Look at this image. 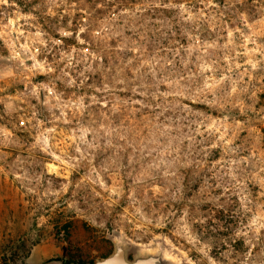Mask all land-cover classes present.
<instances>
[{
    "label": "rangeland",
    "instance_id": "rangeland-1",
    "mask_svg": "<svg viewBox=\"0 0 264 264\" xmlns=\"http://www.w3.org/2000/svg\"><path fill=\"white\" fill-rule=\"evenodd\" d=\"M181 2V72L161 57L141 66L169 100L155 105L165 124L133 98L117 128V96L75 92L77 65L91 71L75 59L90 53L76 47L84 2L0 0V264H63V250L97 263L117 249L129 262L264 264V0H229L244 7L226 20Z\"/></svg>",
    "mask_w": 264,
    "mask_h": 264
},
{
    "label": "trees",
    "instance_id": "trees-1",
    "mask_svg": "<svg viewBox=\"0 0 264 264\" xmlns=\"http://www.w3.org/2000/svg\"><path fill=\"white\" fill-rule=\"evenodd\" d=\"M182 0H77V4L83 3L84 8H77L75 15L74 26L78 30L85 27L86 34L83 37L85 45L77 44V48H86L90 53L85 55L77 53L76 61H89L91 63V71H83L82 65H77V84L75 92L82 91L86 94H91L95 98H108L109 104L113 102V96H117L120 102L126 104L125 99L141 100L144 107L137 106L135 110L141 114L156 117L158 114V122L156 124H165V116H160L161 111L155 105L164 103L161 97L155 94L156 82L152 78L151 73L146 67H141L143 62L150 57H161L165 59H172L175 65L176 72H181V66L178 61L175 62L173 52L181 50L185 46L187 40L183 37L182 29L183 24L180 23L182 17V9L173 8L172 5L180 7ZM229 0H213L214 6H203L198 3V0H187V9L191 13L201 11L205 16L211 18L224 17L231 19L232 14L236 13L235 9H242L244 3L230 7ZM131 11L133 15H124L122 12ZM159 20L161 24L155 23ZM202 29H207V25L201 24ZM200 25V26H201ZM218 28L222 26L220 23ZM124 35H120V32ZM175 33V34H174ZM211 34L201 35V40ZM176 43H178L176 45ZM170 50L166 53V50ZM136 50V53L134 51ZM140 73L135 77L132 71L135 68H140ZM156 70V69H155ZM160 73V69L156 70ZM87 78L86 87L79 86L81 74ZM163 75V74H160ZM136 78V79H135ZM129 82L126 90H121V85H117V92H107L105 94L97 93V89L108 86L112 88L117 80ZM134 79L135 82L132 80ZM131 82V83H130ZM138 87V95L133 87ZM96 87V89H93ZM139 95H144L141 97ZM157 98V99H155ZM130 101V100H129ZM107 115L111 117L110 123L114 127L121 126V117L128 113L129 109H133L129 105H121L119 108L120 113L112 115L110 110L112 105L109 106ZM150 107L154 108L150 111ZM169 108V107H168ZM99 106L89 107L88 115L91 122H94L96 114L99 116ZM169 110V109H168ZM141 116V115H140ZM109 123V121H107ZM264 134V128L261 129ZM63 264H71L66 261V252L63 250ZM77 264H96L93 260L88 262L79 260Z\"/></svg>",
    "mask_w": 264,
    "mask_h": 264
},
{
    "label": "water",
    "instance_id": "water-1",
    "mask_svg": "<svg viewBox=\"0 0 264 264\" xmlns=\"http://www.w3.org/2000/svg\"><path fill=\"white\" fill-rule=\"evenodd\" d=\"M96 264H154V261L152 259H144L129 262L125 257L124 251L122 249H117L112 256L97 262Z\"/></svg>",
    "mask_w": 264,
    "mask_h": 264
}]
</instances>
